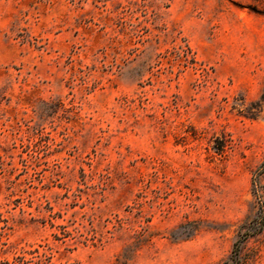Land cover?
I'll return each mask as SVG.
<instances>
[{
  "label": "rangeland",
  "instance_id": "374dc122",
  "mask_svg": "<svg viewBox=\"0 0 264 264\" xmlns=\"http://www.w3.org/2000/svg\"><path fill=\"white\" fill-rule=\"evenodd\" d=\"M263 162L264 0H0V264H215Z\"/></svg>",
  "mask_w": 264,
  "mask_h": 264
},
{
  "label": "trees",
  "instance_id": "16d2710c",
  "mask_svg": "<svg viewBox=\"0 0 264 264\" xmlns=\"http://www.w3.org/2000/svg\"><path fill=\"white\" fill-rule=\"evenodd\" d=\"M259 174L264 172V162L258 169ZM253 195L258 199V211L251 220L244 222L239 226L229 256L225 260H221L215 264H254V254L248 249V243L251 239L256 238L264 232V187L257 179L253 180ZM128 216L125 218H117L113 226L115 231L124 229L125 224L132 232V245L140 247L151 241L152 235L148 233L147 223L149 218L145 217L141 220L142 214L135 205L127 207ZM134 210L137 212L134 214ZM139 219L138 228L131 227V218ZM145 223L146 225H143Z\"/></svg>",
  "mask_w": 264,
  "mask_h": 264
}]
</instances>
